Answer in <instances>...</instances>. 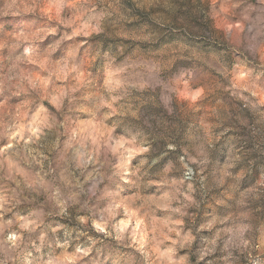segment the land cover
<instances>
[{
  "label": "clouds",
  "instance_id": "clouds-1",
  "mask_svg": "<svg viewBox=\"0 0 264 264\" xmlns=\"http://www.w3.org/2000/svg\"><path fill=\"white\" fill-rule=\"evenodd\" d=\"M0 264H264V0H0Z\"/></svg>",
  "mask_w": 264,
  "mask_h": 264
}]
</instances>
